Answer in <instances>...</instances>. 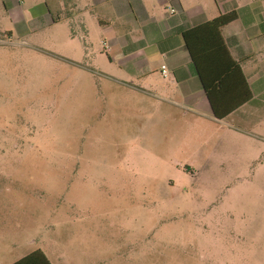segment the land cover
Masks as SVG:
<instances>
[{
    "label": "rangeland",
    "instance_id": "374dc122",
    "mask_svg": "<svg viewBox=\"0 0 264 264\" xmlns=\"http://www.w3.org/2000/svg\"><path fill=\"white\" fill-rule=\"evenodd\" d=\"M11 3L72 9L0 0V263L42 250L53 264H264V110L243 113L257 130L231 119L161 150L143 126L101 121L85 78L102 64L70 59L79 19L40 25Z\"/></svg>",
    "mask_w": 264,
    "mask_h": 264
},
{
    "label": "crops",
    "instance_id": "0c3cea01",
    "mask_svg": "<svg viewBox=\"0 0 264 264\" xmlns=\"http://www.w3.org/2000/svg\"><path fill=\"white\" fill-rule=\"evenodd\" d=\"M71 3L67 17L57 16L63 11V6L60 8L57 3L54 7L44 4L32 13L18 3V6L11 3L10 8L14 7L22 19L29 21L32 15L33 21L45 26L80 20V28L71 27L68 38L70 59H91L102 64L101 78L94 80L90 73L96 71L86 69L85 80L96 94L103 123L121 128L143 126L147 139L161 150L174 139L190 150L210 129L221 130L231 119L258 129L259 117L245 120L243 113L248 108L253 114L264 110L260 102L256 103L264 97V59L256 73H251L250 66L254 56L264 51L262 0H71ZM231 12L237 14V19L222 29L221 36L232 59L240 65L246 80L244 90L251 94L252 100L219 120L192 60L185 34ZM25 31L24 28L22 32ZM199 39L200 34L192 41ZM223 51L221 44L220 57L226 59ZM163 66L168 69L167 76L162 73ZM245 133L255 140L263 139L253 131ZM0 255L4 257L2 252Z\"/></svg>",
    "mask_w": 264,
    "mask_h": 264
},
{
    "label": "trees",
    "instance_id": "16d2710c",
    "mask_svg": "<svg viewBox=\"0 0 264 264\" xmlns=\"http://www.w3.org/2000/svg\"><path fill=\"white\" fill-rule=\"evenodd\" d=\"M236 19L237 14L231 12L185 34L192 60L214 115L219 120L225 119L252 100L251 94L244 90L246 80L242 75L240 65L232 59L221 36L222 29ZM199 34V42H193L192 38ZM221 44L226 59L220 57L219 45L221 46ZM213 56H218V58L213 59ZM13 264L52 263L42 250H36Z\"/></svg>",
    "mask_w": 264,
    "mask_h": 264
},
{
    "label": "built area",
    "instance_id": "2783aa9c",
    "mask_svg": "<svg viewBox=\"0 0 264 264\" xmlns=\"http://www.w3.org/2000/svg\"><path fill=\"white\" fill-rule=\"evenodd\" d=\"M20 1H22V0H20ZM172 12H174V11L172 10ZM104 45H105L106 48H108V45L106 43H104ZM162 73H163L164 76L168 75V69H167L166 66L162 67Z\"/></svg>",
    "mask_w": 264,
    "mask_h": 264
}]
</instances>
